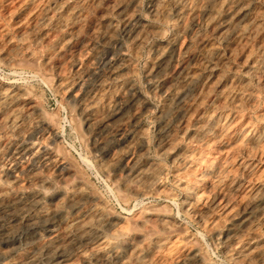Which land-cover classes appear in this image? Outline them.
I'll list each match as a JSON object with an SVG mask.
<instances>
[{"label": "bare ground", "instance_id": "obj_1", "mask_svg": "<svg viewBox=\"0 0 264 264\" xmlns=\"http://www.w3.org/2000/svg\"><path fill=\"white\" fill-rule=\"evenodd\" d=\"M26 1L29 2V0ZM77 1L78 0H76V2ZM136 1L137 0H129L127 4L123 2L126 5H123L124 7H122V9L120 8L121 11L118 13L123 15V18H126V20L124 19L127 22V26L126 24H124V27H126L124 35L125 38L115 43L116 46H114L113 50L110 49L111 53L104 58L102 64H97L96 62L95 64H93L92 62L88 61L89 63L87 65L85 61L84 63L87 66L85 70L81 69L82 66H77L78 68L76 67L77 74H79L80 76H88L92 78L94 83L89 84L91 82L86 83L85 81L72 79V75V78L59 77L61 79L58 81V86L61 88V90L64 91H62V93L66 92L67 95L72 98L77 104L76 111L82 117L85 124V132L79 130V133L82 132L85 134L84 136L81 133L84 138H86L87 144L90 146V149L94 153L93 156H95L97 166L104 174V176H107L111 180L115 189L119 192V196H121L120 198L124 199H130L131 197L141 199L148 194H160L165 192V188L163 186L165 182H163L162 184L161 176L163 173V169L165 171L166 167L163 168V166L157 163L158 160L157 162H155L154 159L153 161L146 159L147 161L143 163L141 160V156L146 155L147 144H149L147 143V135L149 132H145L148 127L145 129L143 123H141L143 122L141 120H143L144 118H141L145 113L151 111L154 105L152 107L147 97L137 90V86H135V83V85L132 83H127V76L133 69L132 66L134 67L136 65H132L131 62L133 60L130 59V54L132 53V51H137L139 49L138 47L141 46V44H144L142 42H144L146 36H149L147 34L150 31V21L148 22V20L144 17L136 16V13H134L133 11ZM186 1L187 0L151 1L153 8L150 7L152 8L150 10H152L153 15L161 14L160 17L167 22L169 21V23H171L170 20H173L172 23L174 24V27H172V30L175 27L179 28L177 33L174 31L176 33V36L174 35L175 38H173L174 36L172 37L173 40L169 42V39H167V44L164 43L163 45L159 44L160 46H155V50L153 54H151L152 58L149 61L148 65V73L146 76V84L148 90L153 94H158V96L160 95L161 100H163V104L161 105L162 107L158 109L159 112L158 114L156 113L157 117L155 120L158 124L157 133H159L160 136L157 145L160 149V152L162 154H165V156L168 153H173L172 155L174 156V161H176L173 163H177L175 169V180L177 184L185 191L183 203L180 202V204L182 203V207H180L181 211H183V213L186 212L189 215L194 216V218L201 224V226L206 231V235L213 239L216 244L221 245V247H224L226 261L228 260V262H230L231 264H264V37L261 36L264 33V6H261L263 7L262 9L254 8L253 10H250L248 9L249 7H245L244 5H241L239 3H232L231 5L229 4L230 6L227 7L228 9L226 18L224 17V20L222 18L223 21L217 20L216 14V16H208V14L213 15L215 13L213 10V14H210L209 11L211 10L209 9L211 6L209 5H204V7H202L201 5L202 8L198 10V13H196L201 14L202 16L200 15L196 17L201 18L203 21H206V23H213L215 22V20L218 21L212 27L213 29L210 28V25L208 26L207 24V27H209L210 29H215L220 32V36H218V39L223 40L227 38V36L233 37V35H235L234 37L236 39H234L237 40V44L234 46L235 48L232 49L231 53L237 51L238 48L236 49V47H239V49L241 50H245L249 44V39L251 37L258 38L257 40H259V42L257 43V45H255V49L250 51L247 50L249 53L247 55L245 54L246 56L244 59V63L246 62L247 64H249L248 68L249 72L252 74L251 77L254 76L253 78H257L258 83H260L261 85V87H259L260 90L256 91L254 90L255 88L253 89L250 85L251 83L249 84V82H245V80L242 81L243 79L237 80L233 77H230V79H228L226 75V79L223 78L222 73H220V67H223V65L226 63L222 58V53L225 50L220 52L221 49L218 46L219 41L216 44L215 42L208 43V39L204 35L199 33H193L195 30L192 31L190 24H186L189 21L187 18V22L185 21L186 23H184L185 17L184 19L181 18L182 16H176L175 18L174 15H172L175 18L173 19L172 16H169L170 9L172 8H174V11L177 14L183 12L186 7L184 4L186 3ZM49 2H52L53 6H47V8L43 10H41L42 8L40 9V16L43 20H41L42 22L55 23L59 20H62L64 18L63 15L66 12L68 15L69 2H67L66 0H49ZM84 2L85 1L82 2L83 5H81V7L84 6ZM116 2L118 4L119 1L116 0ZM106 3L108 2L106 1ZM4 4L6 3L4 2ZM137 4L139 3L137 2ZM20 5L21 4H19L18 6ZM34 5L36 6V4ZM45 5L46 4H44V6ZM108 5L110 4L108 3ZM189 5H191L190 2ZM221 5L222 4H220V6ZM35 6H32V9ZM39 6L41 7V4ZM86 6L88 7V5ZM168 6H172V8H168ZM195 6H197V2L195 3ZM24 7L25 6H23V8ZM23 8L20 9L23 11ZM187 8H190V6L187 5ZM37 9H39V7ZM88 10H90V8ZM134 10L136 11L140 9L138 7ZM112 11L113 10L109 11L108 13ZM1 12L0 15L2 14ZM37 12L38 11H36V13ZM79 13H81V11L78 12V15ZM115 13L117 14L116 11ZM186 13L188 12H185V14ZM191 13L195 15V12H192V10ZM87 14L89 13L86 12V15ZM104 14L106 13L104 12ZM67 15L66 17H68ZM75 17L77 18V16ZM113 17L115 18V16ZM194 17L195 16H193V18ZM118 18L122 20V17ZM28 19L29 18H27V20ZM83 19L84 18H82V20ZM14 20L16 21L17 19L14 18ZM20 20H22V18ZM33 20L31 22H33ZM124 20L123 22H125ZM66 21L68 23V19ZM1 22L2 21H0V23ZM161 22L163 23V21ZM27 23H29V21H27ZM51 23L50 25H52ZM64 24L61 23L63 27ZM46 25L47 24H45V26ZM95 25L96 24L94 23L93 29ZM112 25L117 26V24L115 23H112ZM112 25L108 26L107 24H104L107 29H105L103 33L101 32V34H99L101 37L99 39H101L102 41H111L115 39L113 36L117 32L112 35ZM156 26L157 25H155V27ZM2 27L4 28L5 26ZM29 29L27 27V30ZM35 30L37 31V29ZM201 30L198 32H201ZM212 30H210V32ZM10 33L11 32H9V34ZM25 34L27 35V33ZM84 34L86 33L84 32ZM153 35L154 34H152V37ZM185 35L189 37L190 42L194 40L195 42H197V44L199 43L200 45H202L203 51L202 49L201 51L203 52V58L201 60L193 61L189 59V39H187L188 41L186 40L188 43L185 42V39L187 38H185ZM22 36L23 35H21V37ZM213 38L216 39L215 37ZM20 39L21 38H19V40ZM28 39L30 38H27V40ZM57 39L54 36L45 34L40 39V42L41 40H43L48 45L54 46L53 48L55 50V47L61 44V38H59V40ZM218 39H216V41ZM9 40L7 41L10 42ZM4 43L2 44L4 45ZM252 43L254 44V42ZM199 44L197 46H199ZM8 46H10V44ZM197 46L195 45L196 48H198ZM225 46L228 47V45ZM59 47L60 49L58 50H60L62 53V50L67 48V45L64 44V46ZM150 47L149 49H151ZM2 48H0V50L5 49V47L3 49ZM13 48L15 50V47ZM95 48L93 49L94 51ZM7 49H9V47ZM19 49H21L20 46ZM74 49H77V47H74ZM46 51H49V49H47ZM87 51H85V53ZM226 51L228 53L229 50ZM6 52L8 53L9 51ZM11 52L13 51H10V53ZM79 52L81 53V51ZM237 52L239 53V50ZM47 53L45 54L47 55ZM66 53H64V55H68ZM238 53L236 54L238 55ZM236 54L233 55L237 56ZM151 55L148 56L151 57ZM225 55H227L226 52ZM52 56L55 55L52 54ZM2 58L5 59L4 57ZM97 58H100V56ZM227 58H225L226 61ZM12 59L13 57H9L7 60L13 62ZM80 59L82 58L80 57ZM17 60L15 62H17ZM239 60L241 61L242 59L239 58ZM47 61H44L45 64H48ZM0 63H3V65L6 64L4 62ZM12 66L14 67L15 65L12 64ZM63 66L65 65L63 64ZM44 71L43 73L47 72L46 70ZM51 72H53V70ZM58 72H60V70ZM49 74L51 73L49 72ZM133 74L136 75L135 72ZM240 76L242 77V74ZM237 78H239V76ZM85 79L86 78H84V80ZM125 80L127 81L126 83H124ZM86 81L88 82V80ZM110 82H121L122 84L121 87L118 89L117 93L113 92L115 90L112 91V95L115 93V96L119 100V103L115 102L116 104L114 106L110 104V107L107 106L108 110L102 111V113H100V105H102V102L105 100V97L109 95L108 88L110 85L108 86V84ZM254 84L256 85V83ZM18 86H14L9 83L6 84L4 87L2 86V88H0V113H2V116H0V264H216L215 261L213 262L209 260L207 258V255H204L205 253L202 250L203 243L201 244L202 246L199 245L201 242L188 245V240L186 238L187 232L185 229L186 226L183 225L181 219L179 220L175 215L170 212L171 210H167L171 208V206H168L169 208L165 206V208L162 205H166L165 202L161 204L163 207L154 206L153 204L149 205L151 203H149L148 205L146 204L147 206L143 204L145 206L144 208H141L137 211H133L132 213H130L129 216L122 215V213L120 214V212L116 213L112 209L110 210L109 206L104 202V200H102L103 197L101 199L99 196L95 195L94 192L92 193L90 188L94 186L91 185V187H89L90 185L88 186L86 180H84L83 177L81 178L80 176H78L77 174L79 173L77 172L76 174V172L74 171L75 169H73L72 165L68 164V159L66 158L67 154L63 153L65 151L61 152L60 149L59 151H57L51 144L41 145L42 142L40 143V141L44 138V136H46L45 133L53 135L54 139L56 140V138H58V132L54 131L55 129L54 125L52 124V121H48V118L44 117L43 112L40 109L41 107H38L40 103L36 104L32 100L33 98L31 99V97L29 96L31 94L27 92L28 89L26 88V90ZM147 95H149V93ZM113 96H111V98H113ZM161 100L159 98V102ZM15 101H22L25 103L24 106L26 107L27 121L29 117L34 116L35 120L31 121H36L37 124H39L38 127L40 126V130L32 131L30 128V131L24 129V127L22 126L23 123L20 124L19 122L21 120L19 121V118L17 117V112L19 110L16 111L15 109H13L14 107L12 108V105H14L12 103ZM71 103H73V101ZM155 103L158 104L157 102ZM107 107L105 106L103 108L106 109ZM155 110L157 111V109ZM49 116L52 120L53 116H51L50 113ZM24 117L25 115L23 116V118ZM55 121L57 122L56 119ZM30 123L31 122H29V124ZM9 126L10 128L12 127L10 132L8 131L9 128L7 130V127ZM76 128L78 127L76 126ZM11 133H13V135L15 134L17 138L10 139L9 137L12 136H10ZM154 136H156L155 133ZM39 138H41L40 141H38ZM60 143L61 142H59V144ZM87 144H85V146ZM158 147L156 148L158 149ZM72 160H74V158ZM33 163H39V165H41L45 169L46 173L38 172L39 170H36L32 166ZM53 171H57L56 173H58V183H53V181L50 179V176L52 175L49 176L48 173L51 174L53 173ZM84 172L86 173V171ZM88 179L89 178H87V180ZM165 185L167 184L165 183ZM110 206H112V204ZM120 209L122 210L123 208ZM196 225L198 224L196 223ZM195 239L197 240V238ZM22 248L24 249L23 254L20 253V249Z\"/></svg>", "mask_w": 264, "mask_h": 264}, {"label": "rangeland", "instance_id": "obj_2", "mask_svg": "<svg viewBox=\"0 0 264 264\" xmlns=\"http://www.w3.org/2000/svg\"><path fill=\"white\" fill-rule=\"evenodd\" d=\"M1 1H2V5H1ZM0 1V6H1V8H0V12L2 13L1 15H0V21H2L1 23H0V48H4L5 47V49H3V50H0V59H1V61L0 62H4V63H6L7 64V66H6V64H4L3 65V63H0V88H2V86L4 87L6 84H11V85H14V86H18V87H20V88H24V89H28V93L29 94H31V95H29L30 97H31V99L36 103V104H39L38 105V107L42 110V112H43V115H44V117L45 118H48L47 120L48 121H52V124L54 125V131L55 132H58L57 134H58V138H56V140L54 139V136L53 135H49L48 133H45V135L46 136H44V138L41 140V138H39L38 139V141H40V143H41V145H45V144H51L54 148H55V150H57V151H59V149L61 150V152H63V151H65V152H63V153H66L67 154V156H66V154H65V156H66V158L68 159H66L67 160V162H68V164H70V165H72V167H73V169H75L74 171L76 172V174H77V172L79 173V174H77L78 176H80L81 178L83 177V179L84 180H86V182H87V184H88V186L89 187H91V185L92 186H94V187H91L90 189H91V191H92V193L94 192L95 193V195H97V196H99L101 199H102V197H103V199L102 200H104V202L109 206V209L111 210H113L114 212H120V214L122 213V215H127V216H129L130 215V213H132L133 211H137V210H140L141 208H144L145 206H147L149 203H151V204H149V205H154V206H158V207H167V208H169L170 206H171V208H169V209H167V210H171L170 212L173 214V215H175L179 220L181 219V222L183 223V225L184 226H186L185 227V229H186V234H187V240H188V245H191V244H196V243H200L199 245L200 246H202V250H203V252L205 253L204 255L206 256L207 255V258L209 259V260H211V261H215V263L216 264H231L230 262H228V260L226 261V255H225V251H224V247L222 246L221 247V245H218V244H216V242L213 240V239H211L210 237H208V235H206L207 233H206V231L204 230V228L201 226V224L194 218V216H192V215H189L188 213H186V212H184L183 213V211H181V208L180 207H182V203H183V200H184V197H185V191L177 184V182H176V175H175V169H176V164L177 163H173V162H176V161H174V156L172 155V154H170V153H168L166 156H165V154H162L161 152H160V149H159V147H158V141H159V138H160V136H159V133H157L158 132V124H157V121H155L156 120V117H157V114H158V112H159V110L158 109H160L162 106V104H163V100H161V97H160V95L158 96V94H153V93H151L149 90H148V87H147V84H146V76H147V73H148V65H149V61L151 60V58H152V55L151 54H153V52H154V50H155V46L157 47V46H160V45H163L164 43H168V40L167 39H169V42L171 41V40H173L172 39V37L175 35L176 36V33L178 32V30H179V28L177 27H175V28H173V30H172V27H174V24L172 23L173 22V20H170L171 21V23H169V21L167 22V21H165L164 19H162L160 16H161V14L160 15H153V12H152V10H150V9H152L153 7V5L151 4L152 2L151 1H153V0H137L136 1V4H135V6H134V8H133V11H134V13H136V16H141V17H144V18H146L147 20H148V22L150 23V31H149V33L147 34V35H149V36H146V38L144 39V42H142V43H144V44H141V46H139L138 48V50L137 51H135V52H137V53H135V52H133L132 51V53L130 54V59H132L133 61H135L136 59V61L135 62H131L132 63V65H135L134 67L132 66V70H131V72L129 73L130 74V76H129V74H128V76H127V81L125 80L124 81V83H132V84H134L135 86H137L136 88H137V90L138 91H140L142 94H144L146 97H147V99H148V101H149V103L152 105V107H153V105H154V109L152 108V110L151 111H149V112H147V113H145L143 116H142V118L141 119H143V120H141V121H143V122H141V123H143V125H144V127H145V129L147 128V129H150V130H145V132L147 131V132H149L148 133V135H147V143H149V144H147V152H146V155L145 156H141V160H142V163L143 162H145V161H147V160H152L153 161V159H154V161L155 162H157V160H158V162L157 163H159L161 166H163V168H165V171H164V169H163V173H162V176H161V181H162V184H163V182H165L167 185H165V183L163 184V186H164V188H165V192H163V193H160V194H157V193H152V194H148V195H146L145 197H143V198H141V199H138V198H130V199H124V198H120L121 196H119V192L115 189V187H114V185L112 184V182H111V180L107 177V176H104V174L101 172V170L99 169V167L97 166V163H96V160H95V156H93L94 155V153H93V151L90 149V146L87 144V140H86V138H84V136H85V134L84 133H82V132H85V124H84V121H83V119H82V117L78 114V112L76 111V106H77V104H76V102L72 99V98H70L68 95H67V93L65 92V93H62V91L63 90H61V88L58 86L59 84H58V81L61 79V78H65V77H68V78H72V76H73V78L72 79H75V80H81V81H85L86 83H89V82H91V83H89V84H93L94 82H93V79L92 78H90V77H88V76H80L79 74H77V72H76V67L77 66H79V67H81V69H83V70H85L86 69V65H85V61H86V64L88 65V63L89 62H92L93 64H95V62L97 63V64H102V62H103V60H104V58L106 57V56H108L110 53H111V50H113V48H114V46H116V44L115 43H117V41H119V40H121V39H124L125 38V31H126V27H124L125 25L124 24H126V26H127V22L125 21L126 20V18H123V15H121L120 13H118V12H120L121 11V9H122V7H124L126 4H127V2H129V0L127 1V0H117V1H119V2H121V3H119L118 2V4H117V2H116V0H114V2H113V0H90V2H92V3H90L89 2V0H88V3H87V0H78L77 2H76V0L73 2L72 0H66L67 2H69L68 3V5H69V10H68V15H67V12L63 15V19L62 20H59L58 22H55V23H57V24H55V23H51V22H42L43 20H42V17L40 16V9L41 10H43V9H45V8H47V6L49 7V6H53V3L52 2H49V0H41V2H40V0H31V1H34V2H31L30 0H29V2L28 1H26V0H1ZM10 1V2H9ZM12 1V2H11ZM45 1V2H44ZM47 1V2H46ZM81 1V2H80ZM83 1H85L84 3V6L83 7H81V5H83ZM99 1V2H98ZM105 1V2H104ZM106 1L110 4V5H108V3H106ZM111 1V2H110ZM142 1V2H141ZM195 1V0H194ZM193 0H187L186 1V3H184L185 4V10L183 11V12H181V13H179V14H177L175 11H174V8H172V6H168V8L170 7V8H172V9H170V15L169 16H172V15H174V17L176 18V16H182L181 18L182 19H184V17H185V19H184V23H186L187 22V19L189 20L186 24H190V27H191V29H192V31H194L193 33H199V34H202V35H204L208 40V43H214L215 42V44L218 42V46H219V48L221 49L220 50V52H222V51H224L223 53H222V58H223V60H224V62H226L225 64L227 65H223V67H220V73H222V75H223V78H225L226 79V77L228 78V79H230V77L232 78H236L237 80H242V81H244L245 80V82H249V84L252 86V88L254 89V90H256V91H258V90H260V88L259 87H261V85H260V83H258V80H257V78H253V77H251L252 76V74L249 72V64H247L246 62L244 63V59H245V56L249 53L247 50H254L255 49V45H257V43L259 42V40H257L258 38H256V37H251L250 39H249V44H248V46L246 47V49L245 50H241V49H239V47H236V49H237V51L239 50V53L237 52V51H235L234 53H231L232 52V49H234L235 47V45L237 44V40H235L236 38L234 37L235 35H233V37L232 36H227V38H225V39H218V36H220L219 34H220V32L219 31H217V30H212L213 28V26H214V24L216 23V22H218L217 20H220V21H223L225 18H226V14H227V7L228 6H230L232 3L234 4V3H239V4H241V5H244L245 7H249L248 9H250V10H253L254 8L255 9H262L263 7H261V6H264V1L263 0H196L195 2H194ZM201 1V2H200ZM206 1V2H205ZM218 1V2H217ZM252 1V2H251ZM255 1H257V2H255ZM260 1V2H259ZM4 2L6 3V4H4ZM14 2V3H13ZM24 2V3H23ZM28 2V3H27ZM36 2H38V3H36ZM72 2V3H71ZM76 2V3H75ZM79 2V3H78ZM95 2H97V3H95ZM104 2V3H103ZM113 2V3H112ZM116 2V3H115ZM123 2H125L126 4H124ZM137 2L139 3V4H137ZM189 2H190V4L192 5H189ZM192 2V3H191ZM197 2V6H195V3ZM198 2H200V3H198ZM203 2V3H202ZM208 2V3H207ZM220 2V3H219ZM247 2V3H246ZM255 2V3H254ZM262 2V3H261ZM27 3V4H26ZM49 3V4H48ZM75 5H74V4ZM82 3V4H81ZM90 3V4H89ZM143 3V4H142ZM213 3V4H212ZM243 3V4H242ZM252 3V4H251ZM261 3V4H260ZM12 4V5H11ZM19 4H21L20 6H18ZM30 4V5H29ZM32 4V5H31ZM34 4H36V6L34 5ZM38 4V5H37ZM41 4V7L39 6ZM44 4H46L45 6H44ZM80 4V5H79ZM95 4H96V6H95ZM112 4H114V5H112ZM120 4V5H119ZM142 4V5H141ZM220 4H222L221 6H220ZM230 4V5H229ZM248 4V5H247ZM257 4V5H256ZM259 4V5H258ZM4 5V6H3ZM7 5V6H6ZM11 5V6H10ZM25 6L24 8H23V6ZM71 5V6H70ZM74 5V6H73ZM86 5H88V7L86 6ZM91 7H90V6ZM94 5V6H93ZM98 5V6H97ZM116 5H119V6H116ZM124 5V6H123ZM138 5H140V6H138ZM187 5L188 6H190V8H187ZM199 5H200V7H199ZM201 5H202V7H204V5L205 6H207V5H209V6H211L210 7V9L209 10H211V11H209L210 12V14H213V10H214V14L213 15H209L208 14V16H214L215 14L217 15V20H215V22H213V23H206V21H203L201 18H199V17H196V16H200L201 14H196V13H198V10H200L202 7H201ZM4 8H3V7ZM14 6V7H13ZM16 6V7H15ZM32 6H35V7H33V9H32ZM75 6H76V8H75ZM79 6V7H78ZM109 6H111V7H109ZM114 6V7H113ZM116 6V7H115ZM148 6V7H147ZM165 6H166V4H165ZM224 6V7H223ZM260 6V7H259ZM10 7H11V9H10ZM39 7V9H37ZM97 7H99V8H97ZM101 7V8H100ZM104 7V8H103ZM105 7H106V9H105ZM135 7H139V9L140 10H134V9H137V8H135ZM150 7H152V8H150ZM195 7H197V8H195ZM199 7V8H198ZM219 7V8H218ZM253 7V8H252ZM258 7V8H257ZM9 8V9H8ZM18 8H19V10H18ZM23 8V11L21 10V9ZM90 8V10H88ZM121 8V9H120ZM192 8V9H191ZM211 8H213V9H211ZM217 8V9H216ZM221 8H223V9H221ZM15 9V10H14ZM16 9H17V11H16ZM27 9V10H26ZM31 9V10H30ZM92 9H94V10H92ZM100 9V10H99ZM104 9V10H103ZM113 10L112 12H110V13H108L109 11H111V10ZM190 9V10H189ZM194 9V10H193ZM220 9V10H219ZM8 12H7V11ZM25 10V11H24ZM31 12H30V11ZM33 10H36V11H38L37 13H36V11H33ZM77 10H79V11H77ZM105 10H107V11H105ZM191 10H192V12H195L194 14L195 15H193V13H191ZM222 10V11H221ZM5 11V12H4ZM10 11V12H9ZM74 11V12H73ZM77 11V12H76ZM81 11V13H79V15H78V12H80ZM93 11V12H92ZM115 11L117 12V14L115 13ZM220 11V12H219ZM4 12V13H3ZM15 12V13H14ZM17 12V13H16ZM27 12V13H26ZM30 12V13H29ZM34 14H33V13ZM72 12V13H71ZM86 12L87 13H89V14H87L86 15ZM102 12V13H101ZM104 12L106 13V14H104ZM138 12V13H137ZM141 12V13H140ZM173 14H172V13ZM185 12H190L189 14L188 13H186L185 14ZM11 13V14H10ZM13 13V14H12ZM23 13H24V15H23ZM26 13V14H25ZM32 13V14H31ZM71 13V14H70ZM92 13H94V14H92ZM140 13V14H139ZM225 13V14H224ZM10 14V15H9ZM28 14V15H27ZM32 16H31V15ZM38 15V17H37V15ZM112 16H111V15ZM113 14H115V15H113ZM145 14V15H144ZM149 14V15H148ZM151 14H152V16H151ZM181 14V15H180ZM18 15V16H17ZM22 17H21V16ZM66 15L69 17H66ZM72 15V16H71ZM77 16V18L75 17V16ZM86 15V16H85ZM99 15V16H98ZM103 15V16H102ZM118 15H120V16H118ZM148 15V16H147ZM215 15V16H216ZM6 16V17H5ZM8 16V17H7ZM10 16V17H9ZM27 16V17H26ZM40 16V17H39ZM81 16V17H80ZM83 16V17H82ZM90 16V17H89ZM111 16V17H110ZM113 16H115V18L113 17ZM187 16V17H186ZM193 16H195L194 18H193ZM202 16V15H201ZM3 17V18H2ZM16 17H18V18H16ZM24 17H26V18H24ZM75 17V18H74ZM86 17H89V18H86ZM93 17V18H92ZM95 17H96V19H95ZM102 17V18H101ZM110 19H109V18ZM117 17V18H116ZM118 17H122V20L121 19H119ZM150 17V18H149ZM173 16H172V18L173 19H175ZM225 17V18H224ZM12 18V19H11ZM14 18L15 19H17L16 21L14 20ZM22 18V20H20ZM27 18H29L28 20H27ZM66 18V19H65ZM71 18V19H70ZM82 18H84L83 20H82ZM155 18V19H154ZM159 18H161V19H159ZM171 18V19H172ZM187 18V19H186ZM192 18V19H191ZM222 18H223V20H222ZM35 21H34V20ZM68 19V23H67V20ZM75 19V20H74ZM78 19V20H77ZM87 19V20H86ZM91 19H92V21H91ZM106 19V20H105ZM115 19V20H114ZM125 19V20H124ZM197 19V20H196ZM13 20V21H12ZM33 20V22H31ZM42 20V21H41ZM71 20V21H70ZM85 20V21H84ZM101 20V21H100ZM112 20H113V22H112ZM123 20L125 21V22H123ZM196 20V21H195ZM199 20H201V21H199ZM23 21V22H22ZM27 21H29V23H27ZM94 21H96V22H94ZM120 23H119V22ZM154 21V22H153ZM161 21H163V23L161 22ZM181 21H183V20H181ZM186 21V22H185ZM195 21V22H194ZM5 22V23H4ZM11 22H12V26H11ZM16 22V23H15ZM42 24H40V23ZM65 24H64V23ZM79 22V23H78ZM84 22H85V24H84ZM107 24L108 26H110V25H112V23H115V24H117V26L116 25H112V35L114 34V33H116L113 37L115 38V39H113V40H111V41H108V40H101V39H99V38H101L100 37V35L99 34H101V32L103 33V31H105V29H107L106 28V26H104V24ZM116 22H118V23H116ZM152 22V23H151ZM191 22V23H190ZM194 22V23H193ZM4 23V24H3ZM9 23V24H8ZM14 23V24H13ZM20 25H22V26H20ZM26 23H27V26H26ZM35 23V24H34ZM50 23L52 24V25H50ZM61 23L62 24H64V27H63V25H61ZM83 23V24H82ZM94 23L96 24L95 25V27H94V29L98 32V30H99V32L97 33L94 29H93V25H94ZM111 23V24H110ZM156 23V24H155ZM158 23H159V25H158ZM166 23V24H165ZM25 24V25H24ZM33 24H34V27H33ZM38 24H39V26H38ZM45 24H47L46 26H47V28H46V26H45ZM59 24V25H58ZM73 24V25H72ZM77 24V25H76ZM81 24V25H80ZM90 24V25H89ZM103 24V25H102ZM173 24V25H172ZM203 24H204V26H203ZM207 24H208V26L210 25V28H212V29H210L209 27H207ZM15 25V26H14ZM30 25V26H29ZM37 25V26H36ZM56 25H58V26H56ZM66 25H70V26H66ZM88 26V27H86V26ZM91 25H92V27H91ZM102 25V26H101ZM123 25V26H122ZM155 25H157L156 27H155ZM196 25H201L200 27L199 26H196ZM2 26H5L4 28L2 27ZM17 26V27H16ZM19 26V27H18ZM43 26V27H42ZM45 26V27H44ZM52 26V27H51ZM10 27V28H9ZM13 27V28H12ZM21 27H22V29H21ZM26 27V28H25ZM27 27H28V29L29 30H27ZM32 27V28H31ZM38 27V28H37ZM62 27V28H61ZM82 27H83V30H82ZM99 27V28H98ZM100 27H101V29H100ZM117 28V30H116V28ZM121 27V28H120ZM158 27V28H157ZM163 27H167V28H163ZM193 27V28H192ZM207 27V28H206ZM3 28V29H2ZM18 28V29H17ZM40 28V29H39ZM49 28V29H48ZM54 28H56V29H54ZM65 28V29H64ZM77 28V29H76ZM98 28V29H97ZM104 28V29H103ZM152 28H153V31H152ZM162 30H161V29ZM203 28V29H202ZM1 29H2V31H1ZM5 29V30H4ZM10 29V30H9ZM15 29V30H14ZM20 29V30H19ZM24 29V30H23ZM32 29H34V30H32ZM35 29H37V31L35 30ZM48 29V30H47ZM52 29H54V30H52ZM57 29H58V31H57ZM68 29V30H67ZM73 29H75V30H73ZM80 29H81V31H80ZM113 29H115V30H113ZM124 29V30H123ZM157 29V30H156ZM166 29V30H165ZM198 29H202L201 30V32H198V31H200V30H198ZM206 29V30H205ZM7 30H8V32H7ZM12 30V31H11ZM23 30V31H22ZM25 30H26V32H25ZM30 30H31V32H30ZM40 30H42V31H40ZM46 30V31H45ZM62 30V31H61ZM67 30V31H66ZM70 30V31H69ZM78 30V31H77ZM86 30V31H85ZM166 32H165V31ZM177 30V31H176ZM210 30H212L211 32H210ZM36 33V35H35V33ZM40 31V32H39ZM45 31V32H44ZM48 31V32H47ZM51 31V32H50ZM60 31V32H59ZM90 33H89V32ZM92 31V32H91ZM94 31V32H93ZM152 31V32H151ZM159 31V32H158ZM164 31V32H163ZM171 31H173V32H171ZM176 33H175V32ZM197 31V32H196ZM5 32H7V33H5ZM9 32H11L10 34H9ZM19 32V33H18ZM50 32V33H49ZM53 32V33H52ZM55 32V33H54ZM71 32V33H70ZM76 32V33H75ZM84 32L86 33V34H84ZM121 32V33H120ZM151 32V33H150ZM157 32H158V34H157ZM206 32H207V34H208V36H207V34H206ZM213 32V33H212ZM3 33V34H2ZM13 33V34H12ZM16 33H17V35H16ZM20 33H22V34H20ZM25 33H27V35L25 34ZM30 33V34H29ZM42 33V34H41ZM44 33V34H43ZM68 35H67V34ZM73 33V34H72ZM88 33V34H87ZM174 33V34H173ZM212 33V34H211ZM40 34V35H39ZM45 34H48V35H51V36H54V37H56V39H57V36H58V39L57 40H59V38H61L60 39V42H61V44L60 45H57L56 47H55V50H54V46H50V45H48L46 42H44L43 40H41V42H40V39L43 37V35H45ZM61 34H62V36H61ZM67 36H66V35ZM90 34H92V35H90ZM94 34V35H93ZM117 34H119V35H117ZM152 34H154L153 35V37H152ZM157 34V35H156ZM162 34V35H161ZM168 34V35H167ZM170 34V35H169ZM218 34V35H217ZM15 35V36H14ZM21 35H23L22 37H21ZM31 35V36H30ZM56 35V36H55ZM71 35V36H70ZM78 35V36H77ZM86 35V36H85ZM96 35V36H95ZM98 35H99V37H98ZM120 35H122V36H120ZM172 35V36H171ZM211 35V36H210ZM214 35V36H213ZM3 38H2V37ZM7 36V37H6ZM12 36V37H11ZM33 36V37H32ZM90 36H92V37H90ZM155 36H156V38H155ZM157 36H158V38H157ZM170 36V37H169ZM175 36L173 37V38H175ZM262 37H264V33L261 35ZM15 37V38H14ZM36 37V38H35ZM73 37V38H72ZM79 37V38H78ZM90 37V38H89ZM96 37V38H95ZM149 39H148V38ZM151 37V38H150ZM162 37V38H161ZM169 37V38H168ZM187 36L185 35V38H186ZM209 37V38H208ZM213 37H215L216 39H218L217 41H216V39H214ZM5 38V39H4ZM19 38H21L22 39V41H21V39L19 40ZM25 38V39H24ZM27 38H30V39H28L27 40ZM76 38V39H75ZM90 40H89V39ZM212 38V39H211ZM235 38V39H234ZM10 39V40H9ZM13 39V40H12ZM18 40V41H16V40ZM32 39V40H31ZM63 39V40H62ZM67 39V40H66ZM70 39H73V40H70ZM87 39V40H86ZM99 39V40H98ZM118 39V40H117ZM152 39V40H151ZM187 39H189V37H187L186 39H185V42H187L188 40ZM229 39V40H228ZM6 40V41H5ZM7 40H9L10 42H8ZM75 40V41H74ZM79 40V41H78ZM84 40V41H83ZM94 40V41H93ZM96 40V41H95ZM101 40V41H100ZM156 41V42H154V41ZM158 40V41H157ZM187 40V41H186ZM227 40V41H226ZM234 40V41H233ZM254 40V41H253ZM20 41V42H19ZM26 41V42H25ZM30 41H32V42H30ZM37 41V42H36ZM63 41V42H62ZM65 41V42H64ZM67 41V42H66ZM70 41V42H69ZM74 41V42H73ZM89 41H91V42H89ZM114 41V42H113ZM116 41V42H115ZM165 41V42H164ZM210 41V42H209ZM5 42V43H4ZM25 42V43H24ZM83 42V43H82ZM94 42V43H93ZM99 42V43H98ZM101 42H102V45H101ZM151 42H153V43H151ZM160 42V43H159ZM184 42V43H185ZM189 46H190V48L188 47V56H189V59H191V60H193V61H196V60H201L202 58H203V55H202V51H203V47H202V45H200L199 43V46H197L198 44H197V42H195L194 40H192L191 42H190V39H189ZM187 42V43H188ZM224 42V43H223ZM231 44H230V43ZM252 42H254V44L252 43ZM2 43H4V45L2 44ZM18 43V44H17ZM27 43V44H26ZM31 43V44H30ZM33 43V44H32ZM43 43V44H42ZM63 43V44H62ZM72 43H74V44H72ZM75 43H77V44H75ZM85 43H87V44H85ZM112 43H114V44H112ZM146 43H148V44H146ZM162 43V44H161ZM230 44V47H231V49H230V47H229V44ZM235 43V44H234ZM10 44V46H8V45ZM21 44V45H20ZM36 44H37V46H36ZM44 44H46V45H44ZM64 44L65 45H67V48H65V49H63L62 50V53H61V51L60 50H58V49H60V47L59 46H64ZM72 44V45H71ZM154 44V45H153ZM160 44V45H159ZM165 44V45H166ZM194 44V45H193ZM223 44V45H222ZM252 44V45H251ZM13 45V46H12ZM25 45H26V47H25ZM44 47H43V46ZM78 45V46H77ZM83 45V46H82ZM85 45V46H84ZM92 45V46H91ZM104 45V46H103ZM147 45V46H146ZM150 45H151V47H150ZM193 45V46H192ZM195 45L198 47V48H196L195 47ZM221 45V46H220ZM225 45H228V47L227 46H225ZM17 46H18V48H17ZM19 46H20V48L21 49H19ZM28 46V47H27ZM34 46V47H33ZM35 46H36V48H35ZM41 46V47H40ZM69 46H71V47H69ZM143 46V47H142ZM223 46V47H222ZM224 46H225V48H224ZM250 46H251V48H250ZM254 46V47H253ZM9 47V49H7ZM13 47H15V50H14V48ZM40 47V48H39ZM50 47H52V48H50ZM74 47L76 48L77 47V49H74ZM90 47V48H89ZM93 47V48H92ZM96 47V48H95ZM111 47V48H110ZM141 47V48H140ZM149 47L151 48V49H149ZM193 49H192V48ZM200 47V48H199ZM202 47V48H201ZM249 47V48H248ZM17 48V49H16ZM24 48V49H23ZM95 48V51L93 50ZM146 48V49H145ZM148 48V49H147ZM154 48V49H153ZM224 48V49H223ZM228 48V49H227ZM10 49H13V50H10ZM29 49V50H28ZM47 49H49V51H46ZM67 49V50H66ZM74 49V50H73ZM80 49H82V50H80ZM106 49V50H105ZM108 49V50H107ZM111 49V50H110ZM144 49V50H143ZM153 49V50H152ZM196 49V50H195ZM200 49V50H199ZM201 49H202V51H201ZM223 49V50H222ZM17 50V51H16ZM58 50V51H57ZM69 50V51H68ZM81 51V53L79 52V51ZM88 50V51H87ZM92 50V51H91ZM150 51V53H149V51ZM194 50V51H193ZM226 50H229L228 51V53H227V51ZM231 50V51H230ZM241 50V51H240ZM6 51H9L8 53L6 52ZM10 51H13V52H11L10 53ZM21 51H22V54H21ZM23 51H24V53H23ZM31 51H32V53H31ZM74 53V55H73V53ZM75 51H76V53H75ZM85 51H87L86 53H85ZM90 51V52H89ZM107 51H108V53H107ZM141 51V52H140ZM192 51V52H191ZM196 51V52H195ZM197 51H198V53H197ZM201 51V52H200ZM20 52V53H19ZM26 52V53H25ZM36 54H35V53ZM47 53V55L45 54V53ZM50 52V53H49ZM54 52V53H53ZM67 52V53H66ZM69 52V53H68ZM78 52V53H77ZM83 52V53H82ZM100 52V53H99ZM140 52V53H139ZM143 52V53H142ZM148 52V53H147ZM194 52V53H193ZM225 52H226V54L227 55H225ZM232 54H230V53ZM18 53V54H17ZM39 53V54H38ZM43 53V54H42ZM56 53V54H55ZM58 53V54H57ZM64 53H66V54H68V55H64ZM91 53H92V55H91ZM135 53V54H134ZM197 54V56H196V54ZM236 53H238V55L236 54ZM31 54V55H30ZM33 54V55H32ZM49 54V55H48ZM52 54L53 55H55V56H52ZM62 54V55H61ZM72 54V55H71ZM80 54V55H79ZM100 54V55H99ZM134 54V55H133ZM140 54H142L141 56L138 55ZM192 54H193V57L195 58V60H194V58L192 57ZM231 56H230V55ZM236 54L237 56H234V55ZM246 54V55H245ZM4 55H6V56H4ZM12 55V56H11ZM14 55H16V56H14ZM22 55H23V57H24V59H23V57H22ZM38 55V56H37ZM44 55V56H43ZM103 55V56H102ZM137 55V56H136ZM143 55H145V56H143ZM151 55V57H149V56ZM191 55V56H190ZM201 55V56H200ZM255 55V54H254ZM28 56H30V57H28ZM35 56V57H34ZM46 56V57H45ZM60 56V57H59ZM67 56V57H66ZM70 56V57H69ZM73 56V57H72ZM77 56H79V57H77ZM83 56V57H82ZM88 56H89V58H88ZM100 56V58H97V57H99ZM133 56H135V57H133ZM200 56V57H199ZM224 56V57H223ZM2 57H4L5 59H3ZM6 57H7V59L9 58V57H13V59H12V61L13 62H11V61H8L7 59H6ZM16 57V58H15ZM18 57V58H17ZM21 59H20V58ZM34 57V58H33ZM50 57V58H49ZM51 57H52V59H51ZM53 57H54V59H53ZM72 57V58H71ZM75 57H77V58H75ZM80 57L83 59H80ZM131 57H133V58H131ZM142 57V58H141ZM197 57V58H196ZM228 57V58H227ZM230 57H231V59H230ZM232 57H234V58H232ZM32 60H31V59ZM37 58H38V61H37ZM40 58H42V59H40ZM58 58V59H57ZM70 60H69V59ZM76 60H75V59ZM89 60H88V59ZM91 58V59H90ZM135 58V59H134ZM225 58H227V61L230 63V64H233V65H230L227 61H226V59ZM239 58L240 59H242L241 61L239 60ZM18 59V60H17ZM26 59V60H25ZM29 59V60H28ZM47 59H48V61H47ZM50 59V60H49ZM61 59H63V60H61ZM236 59H237V61H236ZM3 60V61H2ZM17 60V62H15ZM40 60V61H39ZM47 61L48 62V64H45V62L44 61ZM60 60V61H59ZM65 60H67V61H65ZM72 60V61H71ZM81 60H82V62H81ZM144 60V61H143ZM147 60V61H146ZM231 60V61H230ZM24 61V62H23ZM31 61V62H30ZM50 61V62H49ZM53 61H55V62H53ZM89 61V62H88ZM100 61V62H99ZM139 61V62H138ZM142 61V62H141ZM239 61V62H238ZM46 62V63H47ZM61 62V63H60ZM70 62V63H69ZM13 65H15L14 67L12 66V64ZM15 63V64H14ZM56 63V64H55ZM60 63V64H59ZM72 63V64H71ZM84 63V64H83ZM92 63H90V64H92ZM134 63V64H133ZM138 63V64H137ZM144 63V64H143ZM146 63V64H145ZM240 63V64H239ZM54 64V65H53ZM59 64V65H58ZM63 64L65 65V66H63ZM67 64V65H66ZM81 64V65H80ZM89 64V65H90ZM229 64V65H228ZM246 64V65H245ZM38 65H39V67H38ZM45 65V66H44ZM47 65V66H46ZM58 65V66H57ZM73 65V66H72ZM138 65V66H137ZM147 65V66H146ZM236 65H238V66H236ZM239 65H240V68H239ZM37 66V67H36ZM51 66H52V68H51ZM60 66V67H59ZM63 66V67H62ZM83 66H84V68H83ZM227 68H226V67ZM234 66V67H233ZM247 66V67H246ZM42 67V68H41ZM44 67H45V69H44ZM55 67V68H54ZM57 67V68H56ZM64 67H65V69H64ZM73 67V68H72ZM139 67V68H138ZM145 69H144V68ZM231 67V68H230ZM233 67V68H232ZM236 67V68H235ZM239 69H238V68ZM243 67V68H242ZM245 67H246V69H245ZM60 68V69H59ZM62 68V69H61ZM68 68V69H67ZM70 68H71V71H70ZM78 68V67H77ZM143 68V69H142ZM37 69V70H36ZM41 69V70H40ZM50 69H51V71L53 70V72H51L50 71ZM57 69V70H56ZM75 69V70H74ZM223 69H226V70H223ZM230 69V70H229ZM232 69V70H231ZM243 69V70H242ZM44 70H46L47 72V74L46 73H43V71ZM60 70V72H58ZM134 70V71H133ZM143 70V71H142ZM230 72H229V71ZM237 72H236V71ZM248 71V73H247V71ZM38 71V72H37ZM63 71H66V72H63ZM70 71V72H69ZM145 71V72H144ZM239 71V72H238ZM245 71V72H244ZM45 72V71H44ZM49 72L51 73V74H49ZM135 72V74L136 75H134L133 73ZM141 72V73H140ZM224 72V73H223ZM228 74H227V73ZM54 75H53V74ZM55 73H57V74H59V73H61V74H59V75H57V74H55ZM63 73H65V74H63ZM143 73V74H142ZM226 73V74H225ZM230 73V74H229ZM234 73V74H233ZM240 73V74H239ZM246 73V74H245ZM63 74V75H62ZM74 74V75H73ZM133 74V75H132ZM141 74V75H140ZM233 74V75H232ZM238 74V75H237ZM242 74V77L240 76ZM251 74V75H250ZM46 75V76H45ZM49 75V76H48ZM53 75V76H52ZM56 75V76H55ZM61 75V76H60ZM68 75V76H67ZM72 75V76H71ZM225 75H226V77H225ZM231 75V76H230ZM237 75V76H236ZM250 75V76H249ZM52 76V77H51ZM132 76V77H131ZM136 76V77H135ZM235 76V77H234ZM239 76V78H237ZM59 77H61V78H59ZM129 77V78H128ZM138 77H139V79H138ZM145 77V78H144ZM248 77V78H247ZM80 78V79H79ZM84 78H86L85 80H84ZM87 78H90V79H87ZM132 78V79H131ZM134 78V79H133ZM254 80H253V79ZM52 79V80H51ZM92 79V80H91ZM131 79V80H130ZM136 79H138V80H136ZM249 79V80H248ZM2 80V81H1ZM51 80V81H50ZM86 80H88V82L86 81ZM91 80V81H90ZM252 80V81H251ZM257 80V81H256ZM55 81V82H54ZM132 81V82H131ZM251 81V82H250ZM9 82V83H8ZM16 82V83H15ZM3 83H5V84H3ZM118 83V84H117ZM110 82L109 84H108V86H109V88H108V90H109V95L108 96H106L105 97V100H107V101H103L102 102V105H100V108H99V111H100V113H102V111H106V110H108V107L107 106H109L110 104L112 105V106H114L116 103L115 102H117V103H119V100L117 99V97L115 96V93H117V91H118V89L121 87V82ZM145 83V84H144ZM254 83H256V85L254 84ZM22 84V85H21ZM27 84V85H26ZM143 84H144V86H143ZM118 86V88H117V86ZM142 85V86H141ZM259 85V86H258ZM24 86V87H23ZM27 86V87H26ZM116 87V88H114V87ZM34 87V88H33ZM143 87V88H142ZM147 87V88H146ZM31 88V89H30ZM56 88H58V89H56ZM113 88V89H112ZM139 88V89H138ZM258 88V89H257ZM26 89V90H27ZM32 92H31V91ZM113 90H115V91H113ZM148 90V91H147ZM0 91H1V89H0ZM35 91V92H34ZM59 93V91H60V95L57 93V92ZM115 92L113 95H112V93L113 92ZM64 92V91H63ZM110 92H111V94H110ZM146 92H148L149 93V95H147L148 93H146ZM35 93V94H34ZM62 94H63V96H62ZM34 95H35V97H34ZM38 95V96H37ZM113 96V98H111V96ZM151 95V96H150ZM154 95H156V96H154ZM37 96V97H36ZM40 97V98H39ZM64 97V98H63ZM116 99H115V98ZM64 100H63V99ZM109 100H108V99ZM159 98H160V102H159ZM39 99V100H38ZM70 99V100H69ZM112 99V100H111ZM156 99H157V101H156ZM37 100V101H36ZM67 101V102H66ZM73 101V103H71V102ZM109 101H110V103H109ZM151 101V102H150ZM17 102H19V103H17ZM113 102V103H112ZM155 102H157L158 104H156ZM22 103H24V102H22V101H15V102H13L12 104H14V105H12V108L13 109H15L16 111H18L17 112V117L19 118H17L20 122V124L21 123H23L22 124V126L24 127V129H26V130H30V128H31V130L32 131H37V130H40V126L38 127V125L39 124H37V122L36 121H31V120H35L34 119V116H31V117H29L28 118V121H27V113H26V107L24 106L25 105V103L24 104H22ZM67 103V104H66ZM107 103H108V105H107ZM160 103V104H159ZM18 106H17V105ZM69 104V105H68ZM74 104V105H73ZM156 104V105H155ZM20 105V106H19ZM21 105H22V107H21ZM42 105V106H41ZM104 105V106H103ZM158 105V106H157ZM25 107V109H24V107ZM107 107L106 109L105 108H103V107ZM15 107H17V108H15ZM110 107V106H109ZM159 107V108H158ZM20 108V109H19ZM43 108V109H42ZM75 110H74V109ZM103 109V110H102ZM155 109H157V111L155 110ZM46 111V112H45ZM47 111H48V114H47ZM73 111V112H72ZM45 112V113H44ZM150 112H151V114H150ZM153 112V113H152ZM22 113H24L23 115L20 114ZM49 113H50V115L51 116H53V118H52V120H51V117L49 116ZM56 113H58V114H56ZM71 113V114H70ZM157 113V114H156ZM19 114V115H18ZM154 116H153V115ZM25 115V120H24V118H23V116ZM56 115H58V116H56ZM149 115V116H148ZM151 115V116H150ZM0 116H2V113H0ZM20 116V117H19ZM74 116V117H73ZM77 116H79V117H77ZM73 117V118H72ZM147 117H151L150 119L149 118H147ZM152 117H153V119H152ZM33 118V119H32ZM50 118V119H49ZM57 120V122L55 121V119ZM79 118V119H78ZM24 121H23V120ZM54 119V120H53ZM77 119V120H76ZM76 120V121H75ZM152 120V121H151ZM71 121H72V123H71ZM73 121H75V122H73ZM145 121V122H144ZM29 122H31L30 124H29ZM79 122V123H78ZM82 124H81V123ZM154 122V123H153ZM26 123V124H25ZM28 123V124H27ZM33 123H35V124H33ZM151 123H153V124H151ZM56 124V125H55ZM58 124V125H57ZM61 124V125H60ZM146 124V125H145ZM32 125V126H31ZM34 125V126H33ZM148 125V126H147ZM150 125V126H149ZM31 126V127H30ZM35 126H37V127H35ZM60 126V127H59ZM75 126V127H74ZM76 126L78 127V128H76ZM82 126V127H81ZM56 127V128H55ZM80 127V128H79ZM150 127V128H149ZM8 128H9V130H8ZM58 128V129H57ZM11 129H12V127L10 128V126L9 127H7V130L10 132L11 131ZM30 130V131H31ZM57 130V131H56ZM59 130V131H58ZM79 130L80 131H82V132H80L79 133ZM157 130V131H156ZM84 135H82V134ZM153 133V134H152ZM154 133H155V135L157 136H154ZM49 136H48V135ZM147 134V133H146ZM12 135V136H11ZM150 135V136H149ZM10 136L11 137H9L10 139H16L17 138V136L14 134L13 135V133H11L10 134ZM16 136V137H15ZM80 136H81V138H80ZM149 136V137H148ZM46 137V138H45ZM48 137H49V139H48ZM62 137V138H61ZM84 139H83V138ZM151 137V138H150ZM47 139H48V141H47ZM52 139V140H51ZM83 139V140H82ZM152 139V140H151ZM44 140H45V143H44ZM55 140V141H54ZM61 142L60 144H59V142ZM150 140H151V142H150ZM86 142V143H85ZM55 143V144H54ZM154 143V144H153ZM85 144H87L86 146H85ZM56 145V146H55ZM59 147H58V146ZM61 146V147H60ZM63 146V147H62ZM89 146V147H88ZM154 147V148H153ZM156 147H158V149L156 148ZM91 151H89L88 149ZM87 149V150H86ZM157 149V150H156ZM67 151V152H66ZM153 151V152H152ZM157 153H156V152ZM156 153V154H155ZM161 153V154H160ZM69 155V156H68ZM92 155V156H91ZM156 155V156H155ZM164 155V156H163ZM91 158H90V157ZM149 156V157H148ZM169 156H171V157H169ZM69 157V158H68ZM71 157H72V159L74 158V160H72L71 159ZM89 157V158H88ZM172 157H173V159H172ZM163 158V159H162ZM88 159V160H87ZM147 159V160H146ZM164 159H166V160H164ZM70 160V161H69ZM74 161V162H73ZM90 161H92V162H90ZM163 163H162V162ZM165 161V162H164ZM38 164V165H37ZM168 164V165H167ZM36 165V166H35ZM96 165V166H95ZM175 165V166H174ZM32 166L37 170H39L38 172H40V173H46V171H45V169L41 166V165H39V163H33L32 164ZM39 167H40V169H39ZM80 167V168H79ZM168 167V168H167ZM44 169V170H42V169ZM79 170H78V169ZM81 168H82V170H81ZM77 169V170H76ZM99 169V170H98ZM86 171V173L84 172V171ZM167 170V171H166ZM83 171V172H82ZM57 172V171H56ZM55 171H53V173H48L49 174V176L50 175H52V176H50V179L53 181V183H58V181H59V179L57 180V178H58V173H56ZM84 173V174H81V173ZM166 172V173H165ZM170 172V173H169ZM56 173V174H55ZM171 174V175H170ZM173 174V175H172ZM82 175V176H81ZM88 175V176H87ZM175 175V176H174ZM85 176V177H84ZM165 176V177H164ZM167 177V178H166ZM86 178V179H85ZM87 178H89L88 180H87ZM165 180H164V179ZM107 179H109V180H107ZM169 181H168V180ZM174 179V180H173ZM88 182H91V183H88ZM113 185V186H112ZM178 186V187H177ZM92 188H93V190H92ZM95 188V189H94ZM171 188H172V190H171ZM178 188H179V190H178ZM170 191H171V193H170ZM180 191V192H179ZM184 191V192H183ZM99 194H98V193ZM167 192V193H166ZM183 192V193H182ZM117 193V194H116ZM164 193H165V195H164ZM167 194H168V196H167ZM175 194V195H174ZM158 196V197H157ZM166 196V197H165ZM117 197V198H116ZM151 198H154V199H151ZM167 198V199H166ZM124 199V200H123ZM109 200V201H108ZM170 200H171V202H170ZM173 200V201H172ZM45 201H46V199H45ZM148 201H150V202H148ZM125 204H124V203ZM143 202V203H142ZM145 202H147V203H145ZM166 203V205L165 204H162V203ZM168 202H170V203H168ZM180 202H182L181 204H180ZM141 203V204H140ZM156 203V204H155ZM112 204V206H110ZM145 206H144V205ZM147 204V205H146ZM159 204V205H158ZM163 206H162V205ZM170 204V205H169ZM124 205V206H123ZM161 205V206H160ZM169 206V207H168ZM165 207V208H166ZM120 208H123V209H125V210H121ZM132 208V209H131ZM137 208V209H136ZM188 215H189V217H188ZM191 216V217H190ZM187 218V219H186ZM191 218V219H190ZM184 219V220H183ZM192 219H194V220H192ZM183 220V221H182ZM190 220V221H189ZM192 220V221H191ZM184 222H187V223H184ZM196 223L198 224V225H196ZM188 227V228H187ZM199 231V232H198ZM189 232H190V234H189ZM202 232V233H201ZM195 233V234H194ZM198 233H200V234H198ZM204 233V234H203ZM185 234V235H186ZM189 234V235H188ZM193 234V235H192ZM198 234V235H197ZM202 234H203V236H202ZM191 235H192V237L194 238H192L191 237ZM195 235V236H194ZM199 236V237H198ZM203 237V238H202ZM188 238H190V239H188ZM195 238H197V240L195 239ZM214 242H213V241ZM192 241V242H191ZM196 241V242H195ZM212 242V243H211ZM203 243V244H202ZM202 244V245H201ZM217 245V246H216ZM222 248V249H221ZM24 249L22 248V249H20V253H24V251H23ZM205 250V251H204ZM209 253H207V252ZM23 256V255H22ZM210 257V258H209ZM215 259V260H214ZM222 260V261H221ZM216 261H218V262H216Z\"/></svg>", "mask_w": 264, "mask_h": 264}]
</instances>
